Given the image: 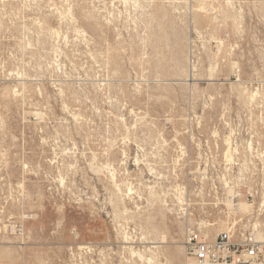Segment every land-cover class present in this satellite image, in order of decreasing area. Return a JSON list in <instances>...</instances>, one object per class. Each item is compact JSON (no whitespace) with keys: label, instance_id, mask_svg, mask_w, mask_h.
<instances>
[{"label":"rangeland","instance_id":"obj_1","mask_svg":"<svg viewBox=\"0 0 264 264\" xmlns=\"http://www.w3.org/2000/svg\"><path fill=\"white\" fill-rule=\"evenodd\" d=\"M263 223L264 0H0V264Z\"/></svg>","mask_w":264,"mask_h":264},{"label":"built area","instance_id":"obj_2","mask_svg":"<svg viewBox=\"0 0 264 264\" xmlns=\"http://www.w3.org/2000/svg\"><path fill=\"white\" fill-rule=\"evenodd\" d=\"M185 264H264V223L231 226L210 238L192 230L185 240Z\"/></svg>","mask_w":264,"mask_h":264},{"label":"bare ground","instance_id":"obj_3","mask_svg":"<svg viewBox=\"0 0 264 264\" xmlns=\"http://www.w3.org/2000/svg\"><path fill=\"white\" fill-rule=\"evenodd\" d=\"M259 225H255V227H258ZM150 244H152V243H150ZM137 252V251H136ZM134 253V252H133ZM183 253H184V255H185V246L183 245ZM132 255H134V254H132ZM136 257L138 258V261H141V262H143V263H146V264H154V263H156V261H154L153 259H147L142 253H140V252H137V254H136ZM160 264H162V263H160ZM167 264V263H166Z\"/></svg>","mask_w":264,"mask_h":264}]
</instances>
